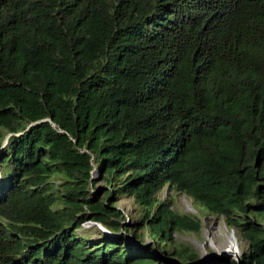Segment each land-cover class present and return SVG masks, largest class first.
<instances>
[{"label":"trees","instance_id":"obj_1","mask_svg":"<svg viewBox=\"0 0 264 264\" xmlns=\"http://www.w3.org/2000/svg\"><path fill=\"white\" fill-rule=\"evenodd\" d=\"M8 131L0 264H168L76 230L137 236L121 193L161 241L198 230L164 184L247 235L212 264H264V0H0V144Z\"/></svg>","mask_w":264,"mask_h":264},{"label":"rangeland","instance_id":"obj_2","mask_svg":"<svg viewBox=\"0 0 264 264\" xmlns=\"http://www.w3.org/2000/svg\"><path fill=\"white\" fill-rule=\"evenodd\" d=\"M92 176L95 178V184L91 183L90 195L94 191H99L100 197L105 196V180L100 171L99 165L93 163ZM55 182H61V178L54 177ZM97 186L100 188L97 189ZM161 197H166L170 200L171 205L183 212L186 211L187 203L184 199L187 198L185 193L169 187L164 184L159 190ZM114 194V193H113ZM186 200H189L188 198ZM117 204L127 214V220L130 229H135V233L129 231H116L114 235L118 242L125 244L133 252L139 250L154 252L161 259L168 264H212L213 259L218 256L227 258L240 259L243 250L248 244V237L238 225L229 224L226 216L223 213H210L204 211L200 213L198 206H192L193 211L190 213L197 215L200 218V228L198 230L180 229L172 233L173 241H161L159 237L153 236L149 231L145 222L141 219L140 207L136 201L128 194L121 193L117 200ZM77 232L84 234L90 242L104 238L106 233L98 222L91 220V218L84 219L80 226L76 228ZM141 233H143L141 235ZM181 242L189 243L197 252L196 259H182L175 251H173V244ZM232 244V245H228ZM166 245V246H165ZM228 264V263H225ZM243 264V263H239Z\"/></svg>","mask_w":264,"mask_h":264},{"label":"clouds","instance_id":"obj_3","mask_svg":"<svg viewBox=\"0 0 264 264\" xmlns=\"http://www.w3.org/2000/svg\"><path fill=\"white\" fill-rule=\"evenodd\" d=\"M45 118H50V116H44V117H41L40 119H45ZM38 120V119H37ZM31 122H33V121H31ZM30 122V123H31ZM29 123V124H30ZM52 123H54V122H52ZM28 124V125H29ZM27 125V126H28ZM23 130H20V131H16V133H20V132H22ZM9 133V134H8ZM12 133V131H8L6 134H5V136L3 137V139H2V141H1V144H0V147H1V149H0V151L2 150V148L6 145V143H7V141H8V138H7V140L6 141H4V139H5V137H9V135ZM1 164H0V179H1ZM55 180V179H54ZM166 185H168V184H166ZM169 186V185H168ZM163 187V186H162ZM161 187V188H162ZM169 187H171V186H169ZM160 188V189H161ZM171 188H173V187H171ZM2 189V187L0 186V190ZM159 189V190H160ZM173 189H176V188H173ZM177 190V189H176ZM178 191H180V192H183V193H185V195L187 196V198L189 199V200H186V199H184V201L187 203V205L186 206H190V207H187V209H186V211H183V212H187V213H190L191 211H193L194 209H193V207L192 206H195L196 204L194 203V201H193V198H192V196L191 195H189V194H187L185 191H182V190H178ZM159 192V191H158ZM158 195H159V193H158ZM159 197L160 198H166V197H161L160 195H159ZM168 199V198H167ZM169 202H170V200H169ZM171 204V203H170ZM172 206V205H171ZM199 210V209H198ZM190 214H192V213H190ZM86 218H91V217H85L84 219H86ZM84 219H82L81 220V222L84 220ZM91 220H93V221H96V222H98L104 229V231L106 232V234H115V232L116 231H113L111 228H109L106 224H104L101 220H98V219H94V218H91ZM81 224V223H80ZM100 226V227H101ZM121 231H123V230H121ZM79 233V232H78ZM82 234V233H81Z\"/></svg>","mask_w":264,"mask_h":264},{"label":"water","instance_id":"obj_4","mask_svg":"<svg viewBox=\"0 0 264 264\" xmlns=\"http://www.w3.org/2000/svg\"><path fill=\"white\" fill-rule=\"evenodd\" d=\"M8 134H9V133H8ZM7 138H8V136H7V137H5L4 141H6V140H7ZM0 149H1V147H0Z\"/></svg>","mask_w":264,"mask_h":264},{"label":"bare ground","instance_id":"obj_5","mask_svg":"<svg viewBox=\"0 0 264 264\" xmlns=\"http://www.w3.org/2000/svg\"><path fill=\"white\" fill-rule=\"evenodd\" d=\"M99 224V223H98ZM99 226H101L100 224H99ZM102 227V226H101ZM103 228V227H102ZM104 229V228H103ZM228 245H232V244H228Z\"/></svg>","mask_w":264,"mask_h":264}]
</instances>
